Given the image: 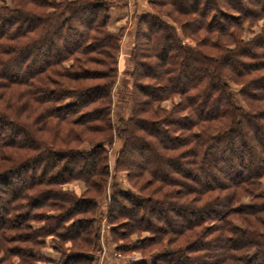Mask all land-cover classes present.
<instances>
[{"label":"trees","instance_id":"trees-1","mask_svg":"<svg viewBox=\"0 0 264 264\" xmlns=\"http://www.w3.org/2000/svg\"><path fill=\"white\" fill-rule=\"evenodd\" d=\"M123 1L0 0V232L30 230L39 221L31 213L52 205L31 264H43L37 239L45 236L61 239L58 264H91L117 139L116 168L131 187L110 188L108 235L116 243L148 234L118 251L157 249L152 264H264V28L242 37L264 19V0H148L129 54L131 117L115 127L123 28L109 30V8ZM156 4L185 17L179 29ZM175 98L171 111L161 109ZM87 134L99 139L85 149ZM75 180L85 193L54 189ZM7 233L5 245L17 241ZM4 249L11 258L0 264L24 256Z\"/></svg>","mask_w":264,"mask_h":264},{"label":"rangeland","instance_id":"rangeland-1","mask_svg":"<svg viewBox=\"0 0 264 264\" xmlns=\"http://www.w3.org/2000/svg\"><path fill=\"white\" fill-rule=\"evenodd\" d=\"M57 1V0H56ZM147 0H138L135 5H136V10L139 12L137 15V18L134 21L131 20L132 23L129 22H123L121 24H117L114 25L113 27L109 28V30L111 32L116 33L119 29L123 28V38L121 39V43H120V53H119V69H118V78L116 79V84H115V89H114V93H113V101H112V109H113V113H112V125H115V127H117L119 125L118 120L119 117L124 118V119H129L131 117L130 112H131V99H130V88L132 86V79L131 78V68H130V62H129V54H130V49H131V41L133 39L134 36V27L136 24V21L138 19V17H140L142 14H145L146 12L149 11V7L146 4ZM120 5H115L114 7H118ZM144 7L145 9L142 10L141 8ZM152 9L162 15L163 19L166 20L167 22H169L170 24H172L174 27H176L177 29L180 28L181 24L184 22L183 19L185 18L184 16L181 17V15L175 11L173 8L168 7V6H163V5H153L151 6ZM113 8V7H111ZM111 8H109V14H111ZM180 15V17H179ZM171 19H175L176 23L175 24ZM83 22L84 19H83ZM134 23V24H133ZM264 28V19L260 20L259 22H257L254 26H247L245 27V32L243 33V39H245L246 41L251 39L253 37V35L259 33V31H261V29ZM186 42L188 44V46H196V40L195 38H186ZM143 43H141L138 47V51H142L143 50ZM45 51L43 50L41 53L39 51H36L32 54V56H37L39 55L40 58H45ZM96 59H98V61H102L105 62L103 60H107L106 58H102V56H96ZM143 61H147V63H151V61L153 62V60H143ZM67 66V64H66ZM135 67L137 68V65H135ZM96 69L100 70H104V67L102 66H96ZM231 92L235 98V102L238 105H243L239 96H238V86L236 85H231ZM179 102V98H175L173 100L170 101H164L160 104L161 109L169 112L172 110L173 106ZM150 115V114H149ZM148 117V116H147ZM113 134L114 131H113ZM88 135V136H87ZM87 139H85L86 137L83 135H81V138H83L84 141L81 142V146L85 149H88V143H86L87 141H95L97 139H99L96 135V137L93 138H88L89 134H87ZM85 137V138H84ZM101 138V137H100ZM79 145V144H75ZM74 146V145H73ZM121 148V144L120 141H118L117 139H115L114 145L111 148H108L107 150V154H108V159H107V165L110 171V176L107 179V189L106 192H104L101 195V204L98 206V208L96 209L95 212V224H94V231L96 232L95 235V241L93 242V244H91V251L89 252L90 254H92L100 245V228H101V224L103 222V220L106 218V213H107V208L109 205V195L111 194V190L110 188L114 186H117L118 188L121 189H129V187H131L129 185V181L127 180V172L125 171H119V169L116 168V160L118 159V152ZM138 157V152L137 155L132 157L131 159H136ZM159 173H162L160 170H158ZM149 175L146 174V179H148ZM124 177V181L125 183L123 184L121 181V178ZM121 181V182H120ZM16 186H18V184H15ZM11 190L13 191L15 189L14 187H10ZM150 188V187H149ZM55 190H59L62 193L65 194H72V193H76L77 195L79 194H83L86 191V186L84 185L82 180H75L66 184H63L61 186H55L54 188ZM152 189V188H150ZM145 194H149V191H145ZM261 193L264 194V178L262 179V188H261ZM244 202H247L248 200L245 199L243 200ZM53 203V202H52ZM20 210V209H19ZM17 210V211H19ZM2 211L0 210V213ZM22 213L26 212V209L21 210ZM50 213V217L53 218L55 217V208L51 205L47 208H43V209H39L36 211H33L31 213L32 216L39 218V221H32L29 222V226H30V230L28 229H24L22 228V230H18L17 232H0V260L2 258H9L10 256L7 255V253L5 252V247H13V249L18 250L20 252H22L24 254V256H21L22 254L20 253V257L15 256L13 257L11 260L12 263L14 262L15 264H31L33 262L32 260V254L28 253V251H35L40 249L39 247H37L36 245L33 244V240L35 238L36 232L40 231L41 229H43L45 227V225H47L48 219L46 217L47 214ZM45 217L47 220L44 222V220H42ZM51 223V222H50ZM107 223V222H106ZM108 224V223H107ZM109 225V224H108ZM108 228H110V226H108ZM105 229V232L103 233V241L105 242V245L107 247V249H111L114 250L115 252L124 255V256H130V257H134L136 259H138L137 264H152L154 263L155 259L157 258V255L159 254V250L157 249H152L150 251H147V253H145L144 255H142L140 252L136 251L135 249H129V250H124V251H118L117 248H122V245H126L129 244V247L132 245H136L139 244L141 242V240L144 237H148L147 233L142 234L141 237H138L136 235H131V236H127L126 238L122 239V240H118L117 246L116 243L113 242V240L111 241L110 236L108 235V230L109 229ZM100 230V231H99ZM5 233H7V236H9V238L12 235H18V239L15 242L10 243L9 245H5L3 238L5 235ZM2 236V237H1ZM60 240L59 238H55L52 236H45L44 238H38L37 241L42 243V247H41V255L44 258V262L43 264H58L61 261V253L58 249V246L60 245ZM61 246V245H60ZM59 246V247H60ZM63 246V245H62ZM69 244H66L65 247L67 249H70ZM140 246V245H139ZM138 246V247H139ZM117 247V248H116ZM46 248H51L52 250L54 249V256L53 259H50V254L51 252H47ZM124 248V246H123ZM125 249V248H124ZM75 250V249H73ZM48 255V256H45ZM153 255V257H152ZM11 258V257H10ZM9 258V259H10ZM11 264V263H10ZM91 264H93L91 262Z\"/></svg>","mask_w":264,"mask_h":264},{"label":"built area","instance_id":"built-area-1","mask_svg":"<svg viewBox=\"0 0 264 264\" xmlns=\"http://www.w3.org/2000/svg\"><path fill=\"white\" fill-rule=\"evenodd\" d=\"M106 223V218L103 220L100 228V245L99 247L91 254L93 264H137V260L134 257L121 255L114 250L107 249L105 242L103 241V233L105 229L108 228ZM109 229V228H108Z\"/></svg>","mask_w":264,"mask_h":264},{"label":"crops","instance_id":"crops-1","mask_svg":"<svg viewBox=\"0 0 264 264\" xmlns=\"http://www.w3.org/2000/svg\"><path fill=\"white\" fill-rule=\"evenodd\" d=\"M137 1L138 0H124L121 4H118L120 6L111 8L112 9L111 14H109L110 15V27L109 28L113 27L114 25L121 24L123 22L132 23L131 20L135 22L137 15L139 13L136 10V5H135ZM147 2L148 0L146 1V4H148ZM141 9L144 10L145 8L142 7ZM121 181L123 184L125 183L124 177L121 178ZM46 250L47 252H51L49 256H50V259H53V256L55 254L54 249L52 250L51 248H46ZM45 256H48V255H45Z\"/></svg>","mask_w":264,"mask_h":264},{"label":"water","instance_id":"water-1","mask_svg":"<svg viewBox=\"0 0 264 264\" xmlns=\"http://www.w3.org/2000/svg\"><path fill=\"white\" fill-rule=\"evenodd\" d=\"M100 146H101V144H98V145H97V147H100Z\"/></svg>","mask_w":264,"mask_h":264}]
</instances>
